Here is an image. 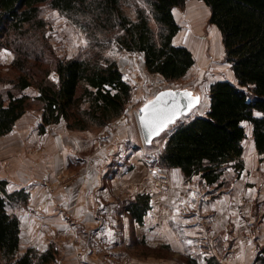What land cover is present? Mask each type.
I'll return each mask as SVG.
<instances>
[{
	"label": "rangeland",
	"instance_id": "obj_1",
	"mask_svg": "<svg viewBox=\"0 0 264 264\" xmlns=\"http://www.w3.org/2000/svg\"><path fill=\"white\" fill-rule=\"evenodd\" d=\"M119 1L122 11L130 19L136 21L138 14L143 11L149 17L152 28L158 31L152 14V0ZM174 13L181 27L175 43L188 47L195 57V65L190 72L184 78L175 81H167L159 74L150 73L140 53L122 48L117 40L118 28L97 30V25L91 21L90 16L63 13L48 4H42L40 18L45 22L44 27L37 30L30 25L25 26L27 36H33L32 40L36 41L34 45L36 49L42 50L43 57L40 60L43 61H39L33 70L36 80H40L46 74L44 71L50 70L48 79L57 83L55 65L59 59L80 58L99 61L102 64L109 61L118 63L125 80L132 88L131 99L123 115L107 126L92 124L85 131L69 129L66 122L60 124L71 133L87 134L89 137L90 144L84 149L83 156L88 158L85 161L89 163V172L92 171L94 174L95 184L97 172L101 173L107 163L113 162L104 171L105 187L114 189L116 196L118 194L126 200L129 196L133 198L135 195L133 187L136 188V196L141 192L146 194L143 193L145 190H152V202L155 206L153 219L168 216L171 223L168 238L156 232L157 227L154 226L150 247L146 242L138 241L136 245L134 242L130 246L122 245L120 253H117L118 246H115V240L121 237L119 236L121 231L117 228L118 233L113 231L112 226L109 231L111 233L104 242L99 240L101 234L89 237L90 240L84 229L78 230L80 240L75 241L78 244L76 250L82 248L85 250L88 247L86 244L91 243L97 251L96 261H102L103 264H206L212 257H216L222 264H264V155H260L256 149L251 123L243 124L247 131L244 142L246 159L244 171L238 174L235 169L229 168L222 178L224 185L219 187L206 184L204 187L205 192L199 198L200 204L205 206L206 210L211 206L210 212L213 210L217 213L213 216L214 219L204 218L200 213V218L206 219L203 225L200 223L198 225L197 222H193L195 225L191 224L194 217L191 207L197 204H191L189 196L194 180L186 177L185 180L173 169L164 173L168 168L159 164L165 144L174 129L197 116H204L209 110L211 85L218 81L237 83L232 66L226 58L221 32L211 22V8L201 0H187L185 6L176 8ZM16 58L17 54L13 49H0V94L6 96L11 91L14 95H28L30 99L24 115L29 122L27 132L29 135L35 134L34 137L45 136L53 125L49 126L45 133L40 132L43 104L36 100L38 88L36 83L24 91L16 88L17 80L22 73L13 64ZM168 88L191 89L202 95L201 104L189 116L183 117L159 136L152 145H146L138 122V112L159 91ZM89 105L88 101H84L81 108L86 109ZM6 136L8 134L3 137ZM111 147H117V151L110 153ZM80 167L81 163L72 174L64 176L62 182L74 188L78 187L80 182L77 180L84 181L79 171ZM195 181L198 183L199 179ZM97 182L99 183L98 177ZM136 199H131V204ZM180 203L184 210L178 208ZM183 204L187 206L182 207ZM224 205L230 207L225 210ZM180 211L186 212L187 220L182 218L190 223L185 225L181 223L182 226H179L177 231L176 220L181 221ZM104 215H108L106 210ZM89 240L90 242H87ZM189 241L191 243H188ZM55 247L58 250V259L61 255L59 257L58 246ZM67 261L69 264H77L76 258L69 257Z\"/></svg>",
	"mask_w": 264,
	"mask_h": 264
},
{
	"label": "trees",
	"instance_id": "obj_2",
	"mask_svg": "<svg viewBox=\"0 0 264 264\" xmlns=\"http://www.w3.org/2000/svg\"><path fill=\"white\" fill-rule=\"evenodd\" d=\"M211 8V22L221 32L227 61L237 83L218 81L210 87V106L204 116L179 124L169 136L159 164L180 169L186 179L200 176L208 185H224L229 168L241 174L245 169L244 122L251 123L256 149L264 155V0H201ZM187 0H152L156 32L143 11L136 21L124 14L119 0H0V49L11 48L17 58L13 64L22 73L16 88L24 91L35 83L36 100L43 104L40 132L66 122L69 129L85 131L91 125L104 127L123 115L131 99L132 88L115 61L102 64L80 58L59 59L55 65L58 82L48 79L49 71L36 80L34 68L42 59V50L25 29H41V5L48 4L63 13L90 16L96 29L118 28L122 48L140 53L147 70L167 81L184 78L195 65L192 51L177 45L181 27L174 10ZM25 29V30H24ZM98 32V31H97ZM28 95L0 94V137L14 129L25 115ZM88 101L89 107L81 108ZM91 122V123H90ZM8 182L0 180V257L5 264H53L58 250L29 248L18 257L21 221L9 212L17 199L8 194ZM152 209L151 195L140 194L129 211L138 223ZM206 264H222L216 257Z\"/></svg>",
	"mask_w": 264,
	"mask_h": 264
},
{
	"label": "crops",
	"instance_id": "obj_3",
	"mask_svg": "<svg viewBox=\"0 0 264 264\" xmlns=\"http://www.w3.org/2000/svg\"><path fill=\"white\" fill-rule=\"evenodd\" d=\"M28 125V119H25L24 116L16 123L8 136L0 138V180L8 182V194H15L17 199L10 202L8 210L21 221V244L18 257L22 256L29 248L45 251L51 244H55L59 248V257L61 255L55 264H69L67 261L69 257L76 258L77 264H103L102 261H96L97 251L91 243L86 244L88 247L85 250L83 248L79 251L76 250L78 244L75 241L80 240L78 230L82 231L83 229L88 238L101 234L99 240L104 242L108 234L111 233L109 231L112 226L114 232L117 231V228L121 231L119 232L121 237L115 240V246H118L117 253H120L122 245L130 246L133 242L136 245L138 241L139 243L146 242L150 247L149 242L153 241L154 226L157 227L156 232L167 238L170 236L171 223L168 216L153 219L155 206L152 196V209L140 224L132 218L129 211L131 199L137 197L136 188L133 187V194H135L133 198L129 196L126 200L118 194L116 196L114 189L105 187L106 174L104 171L113 162L107 163L101 173L97 172L99 183L96 177L95 184L94 174L92 171L89 172V163L85 161L88 158L83 156L84 149L90 144L87 134L71 133L65 126L58 124L53 125L51 131L45 136L34 137L35 134L29 135L27 132ZM116 148L111 147L110 153H115ZM244 160H246L245 153ZM79 163H81L79 171L82 173L84 181L77 180L80 183L76 189L64 184L62 179L69 173L72 174ZM172 169L185 179L180 169ZM172 169H165L164 173L170 172ZM197 178L200 183L195 181ZM191 179L194 180V184H192L193 189L189 195L190 203H197L196 207H194L195 205L191 207L194 212L191 224L197 222L198 225L199 223L203 225L206 220L204 218L214 219L213 216L217 212L213 210L210 212L211 206L206 210L205 206L200 204L199 198L205 192L204 187L207 186L205 181L200 176ZM143 193L153 195L152 190L149 189ZM196 200L197 202H195ZM184 205L186 204H183L182 207ZM205 205L207 204L205 203ZM229 207H225V210ZM178 208L183 209L181 203L178 204ZM105 210L107 216L104 215ZM204 212L207 213L204 214ZM185 213L183 211L179 214L180 222L176 220L177 231L179 226H182L181 223L184 225L190 223L185 221L187 220ZM200 213L204 215L203 219L200 218ZM89 225L93 227H88ZM96 238L98 239V237ZM181 240L185 239L181 238ZM5 261L3 257H0V264H5Z\"/></svg>",
	"mask_w": 264,
	"mask_h": 264
},
{
	"label": "water",
	"instance_id": "obj_4",
	"mask_svg": "<svg viewBox=\"0 0 264 264\" xmlns=\"http://www.w3.org/2000/svg\"><path fill=\"white\" fill-rule=\"evenodd\" d=\"M169 93H171V95H168ZM186 93L190 95H186ZM201 101L202 95L195 93L191 89L168 88L159 91L152 99L148 100L138 112V122L145 144L152 145L159 136L169 130L179 120L185 116H189L193 110L200 106ZM156 117L170 118L159 130L158 134L150 132L143 123V120L152 121Z\"/></svg>",
	"mask_w": 264,
	"mask_h": 264
},
{
	"label": "snow or ice",
	"instance_id": "obj_5",
	"mask_svg": "<svg viewBox=\"0 0 264 264\" xmlns=\"http://www.w3.org/2000/svg\"><path fill=\"white\" fill-rule=\"evenodd\" d=\"M168 95H171V93H169ZM186 95H190V94L186 93ZM146 108H147V105H146ZM169 119L170 118L156 117L154 120L148 121V120H143L142 118L144 126L148 128L150 132H154L156 134H158L159 130L168 122ZM188 243H191V241H189Z\"/></svg>",
	"mask_w": 264,
	"mask_h": 264
}]
</instances>
